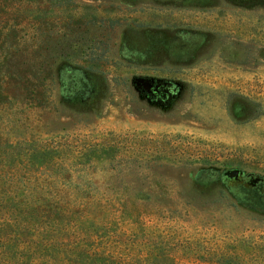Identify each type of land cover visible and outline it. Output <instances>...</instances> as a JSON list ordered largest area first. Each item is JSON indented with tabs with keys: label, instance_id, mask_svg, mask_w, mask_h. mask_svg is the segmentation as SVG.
Masks as SVG:
<instances>
[{
	"label": "rangeland",
	"instance_id": "374dc122",
	"mask_svg": "<svg viewBox=\"0 0 264 264\" xmlns=\"http://www.w3.org/2000/svg\"><path fill=\"white\" fill-rule=\"evenodd\" d=\"M41 3L45 27L60 39L55 82L43 107L11 110L0 146H118L125 186L141 190L142 224L109 213L105 222L43 224L54 236L35 238L67 254L99 248L165 253L177 264H264V0ZM29 256L23 262L43 264Z\"/></svg>",
	"mask_w": 264,
	"mask_h": 264
},
{
	"label": "trees",
	"instance_id": "16d2710c",
	"mask_svg": "<svg viewBox=\"0 0 264 264\" xmlns=\"http://www.w3.org/2000/svg\"><path fill=\"white\" fill-rule=\"evenodd\" d=\"M43 1L46 0H0V129L10 127L11 110L22 114L24 109L43 107L55 82L54 58L60 39L45 27L47 11L40 7ZM119 153L118 146L100 143H84L76 148L20 140L0 146V264L32 263L23 262L27 252L28 258L38 253L37 259L43 264H177L175 258L165 253L146 252L135 258V255L104 253L96 248L67 254L61 244L55 247L53 239L35 238L39 231L54 236L41 227L52 222L81 225L105 222L106 217H111L134 228L142 224L139 223L142 215L135 204L141 198V190L134 183L125 186L122 166L125 163ZM105 161L109 162L110 176ZM126 163L131 171L137 170L135 159L131 160L132 165ZM16 170L33 174H15ZM109 187L114 189L107 190ZM156 197L144 193L147 200ZM218 197L221 199L220 193ZM109 213L112 216L108 217ZM22 220L32 224L21 226ZM94 237L102 241L106 237L105 229ZM133 245L130 243L127 250ZM51 247L56 253L46 254L44 258L40 250L45 253Z\"/></svg>",
	"mask_w": 264,
	"mask_h": 264
}]
</instances>
